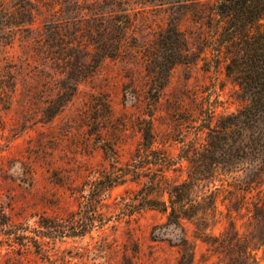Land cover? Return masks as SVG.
I'll return each instance as SVG.
<instances>
[{
    "label": "trees",
    "instance_id": "16d2710c",
    "mask_svg": "<svg viewBox=\"0 0 264 264\" xmlns=\"http://www.w3.org/2000/svg\"><path fill=\"white\" fill-rule=\"evenodd\" d=\"M188 14L205 26L198 50L182 28ZM156 18L153 43L136 44L133 32L139 25L151 27L148 20ZM17 38L26 46L28 64L54 69L57 89L42 106L44 121L62 110L79 83L108 57L142 53L151 104L160 100L177 64L202 58L208 48L218 63L223 58L243 100L237 110L218 112L204 89L195 90L191 106L180 108L185 115L179 119L182 144L176 158L153 146L149 119L127 166L106 184L93 183L100 191L127 179L139 184L145 204L165 212L166 223L184 230L185 220L194 222L195 237L218 256L212 264H264L259 256L264 246V0H0V46ZM177 162L186 166V176L171 179L168 170ZM48 220L38 228L10 217L4 222L22 236L21 252L30 249L31 239L47 250L36 235L57 239L78 233V226L71 232L63 217ZM172 244L179 252L176 264L195 263L197 244L186 231ZM60 259L64 256L56 251L52 260Z\"/></svg>",
    "mask_w": 264,
    "mask_h": 264
},
{
    "label": "rangeland",
    "instance_id": "374dc122",
    "mask_svg": "<svg viewBox=\"0 0 264 264\" xmlns=\"http://www.w3.org/2000/svg\"><path fill=\"white\" fill-rule=\"evenodd\" d=\"M156 19L133 32L136 44L153 43ZM182 28L198 50L203 23L188 14ZM25 49L19 38L0 46V264H176L179 252L172 242L184 231L197 244L194 264L216 261L209 245L195 237L193 221L185 220L184 230L166 223V213L145 204L136 182L127 179L101 191L93 182L106 184L127 166L149 119L153 146L176 158L182 144L179 119L185 115L180 108L191 106L195 90L204 89L218 112L237 110L243 100L238 84L226 75L224 59L218 63L208 48L202 58L177 64L160 100L151 104L142 53L108 57L79 83L62 110L44 121L42 106L57 89L54 69L28 64ZM180 163L168 170L171 179L186 176ZM7 217L35 228L63 217L78 233L57 239L36 235L47 250L31 239L30 249L21 252L22 236L6 225ZM56 251L64 256L59 263L52 260ZM259 256L264 263V246Z\"/></svg>",
    "mask_w": 264,
    "mask_h": 264
}]
</instances>
